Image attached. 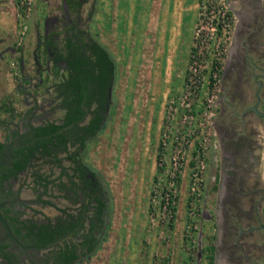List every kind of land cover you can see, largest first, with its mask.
Segmentation results:
<instances>
[{
	"label": "rangeland",
	"instance_id": "374dc122",
	"mask_svg": "<svg viewBox=\"0 0 264 264\" xmlns=\"http://www.w3.org/2000/svg\"><path fill=\"white\" fill-rule=\"evenodd\" d=\"M199 1L197 0L196 10L194 11L195 18L190 28L189 48L184 54H179L171 69H160L156 65L151 66L152 62H135V66L132 64V67H129L128 64L131 63V60L137 58L139 54L132 53L135 51L132 49L133 45H128L124 51L121 49L120 52H117L116 59L113 55L116 71L111 89L112 105L107 115L108 118L101 130L87 140L88 145L83 149L84 161L89 164L90 168L96 172L104 183H107L111 194L115 190L116 194L119 195L118 198L122 206L132 207V205H135L140 212L135 214V212L125 211L121 213V216L125 217L127 215L130 220L134 219L137 222L143 221L145 223L144 236L148 246L145 260L142 261L143 264H172L171 253L173 254V252L176 253V264H209V255L213 254V251L209 250V246L215 241V218L206 215L207 213L213 214L214 209L216 210L214 201L217 197L215 187H211L214 183V164L206 167V162L207 156L213 159L214 162H220V160L226 162L224 160L227 157L226 153L224 150H219L218 139L214 131L212 132V120L218 113V106L216 105L219 102L220 88L226 81H229V76L225 75L223 71L227 64L226 57L229 52L230 39L234 30V22L237 20V14L232 9V0H228L233 22L228 33L221 36L222 39L225 38V50L218 55V59L210 57L203 61L205 64L202 63V68L199 69L201 83L197 86H191L193 90L188 93L190 91L187 88L189 87L188 77L191 73V47L194 41L193 30L199 13ZM57 2L59 0H35L33 13L28 23L30 27L26 30L22 39L27 46H32L35 41L32 31L34 23H39L42 26L44 15L51 10L52 4ZM240 2L242 10L246 4L243 0H240ZM262 5L264 7V1ZM87 7L88 5H85V9ZM7 14L8 19L5 22V29L9 31L1 28L0 35L4 34L3 37L8 36L9 42H12V36L14 38L18 37L20 24L16 20V16L13 23L10 20L13 18L11 17L12 14L10 12ZM33 19L35 22L32 21ZM91 21L92 18L85 26L90 31ZM30 23L32 24L30 25ZM256 36L261 39L263 46L257 47V50H250L247 53L250 59L249 64H244L239 70L244 79L241 82V88L247 94V97L245 103L237 106V112L244 106H252L255 102L257 82L254 76L263 83V87L260 89V99L264 100V52H262L264 34ZM126 49L127 51L131 49L132 52L128 53ZM242 52L243 50L237 51L236 55L242 56ZM27 55L28 58L24 63L23 70L15 63L14 69L18 70L17 75H12L11 72L7 71L4 62L0 61V100L4 94L14 96L17 93L19 84H26V79L24 81L21 79L23 73L26 75L29 72L30 77L37 80L32 69V59L29 53ZM214 55L211 56L214 58ZM121 56L125 59H120ZM210 61L214 62L211 64ZM253 61L256 65L255 68L251 67L254 64ZM43 75L45 74L42 73L39 76ZM53 79H58V76L56 75ZM46 82L37 87L35 98L38 101L35 102L41 104L43 108L42 110L39 107L37 113L43 112L47 108L42 98L45 95L52 96L54 94L52 89L49 88L48 90ZM19 88L23 89L24 87ZM18 92L23 93L20 89H18ZM27 92L26 95L32 97V89H27ZM40 93L45 95L40 97ZM207 98H212L213 105L211 106L213 107L206 109L204 112ZM188 100L190 105L187 107L185 105ZM261 100L257 108L264 110V107L261 106ZM16 107L15 121L20 119L23 109L22 105ZM206 113L210 116L207 117ZM62 114L63 110L57 108L54 113H50V117L59 118ZM187 114H192V119ZM0 115L5 116V113L1 114L0 111ZM238 117L234 118L236 127L242 130L243 134H248L250 138L254 139L251 154L254 157L257 156L259 160L243 184V189L246 192L232 197L238 203V205H232V213L238 214L240 219L236 218L238 231L236 228L229 230L233 232L228 235L224 246L228 247L229 243L235 244L234 241L237 240L240 247L237 244L234 253L239 254L240 264H264V116L249 110L244 115V120H249L248 123H240L241 119ZM188 120H191V127L193 125L197 126L198 122H201L206 125V129L209 127L211 132V144L205 156L203 169L202 196L195 205V212L189 215V165L187 163L176 180L178 201L171 215L159 208V197L157 195L160 185L165 184L168 177H166L168 169H162L158 164L159 156L164 150L162 133L166 128L171 131H175L179 127L187 128L189 126ZM1 138L2 135H0ZM60 156L63 158L65 153L61 151ZM35 162L40 163V167L51 173L52 176L59 172V169L53 167V165H50L51 168L48 170L42 160L38 158L35 159ZM63 162L70 170V161L64 159ZM161 178H163V181ZM121 190L124 193H121ZM120 194L123 196L120 197ZM48 197L52 200L56 199L53 196H46V198ZM34 204L35 208H41L38 202ZM109 209L111 211L112 206ZM45 210L55 213L48 206L45 207ZM38 216L40 215L38 214ZM139 230L141 233L137 235L141 236L143 229ZM240 230L245 231L240 233ZM151 240L159 241L160 245L156 247ZM242 250H245L246 255H240ZM230 261L233 262V260ZM20 264H26V262L22 261Z\"/></svg>",
	"mask_w": 264,
	"mask_h": 264
},
{
	"label": "flooded vegetation",
	"instance_id": "af4514ba",
	"mask_svg": "<svg viewBox=\"0 0 264 264\" xmlns=\"http://www.w3.org/2000/svg\"><path fill=\"white\" fill-rule=\"evenodd\" d=\"M243 1L246 5L241 10L242 1L232 0V9L237 14V20L233 25L234 30L226 57L227 64L223 71L229 76V81H226L220 88L219 102L216 105L218 113L212 120V132L214 131L218 139L219 150H224L229 158H224L226 162L222 160L214 162L207 156L206 162V167L214 164V183L211 187H215L217 197L214 201L216 207L214 215L211 213L206 215L215 218L216 233L213 242L212 264H240L239 254L234 253L235 246L237 247L238 244L237 240L234 241L235 244L229 243L228 247L224 246L228 235L233 232L229 230L236 228L238 231L236 218L239 215L232 213V205H238V203L232 197L246 192L243 184L259 160L257 156L254 157L251 154L254 139L248 134H243L244 132L238 129L234 122V118L239 116L240 123H248L249 120H244V115L249 110L264 116L260 113L264 110L257 108L261 100L260 89L263 83L258 81L256 76H254L257 82L254 104L244 106L239 112L236 110L239 104L246 102L247 97L241 88V82L244 79L239 70L244 64L250 62L247 53L263 46L261 39L256 35L264 34V7L262 5L264 0ZM96 3L97 0H59L52 4L51 12L48 11L44 15L42 26L35 24L32 27L35 41L30 47L23 40L18 42L17 36L14 41L6 42L5 37L0 35V61L4 62L5 69L13 75V65L17 63L23 70L29 53L32 59V69L38 80L30 77L29 72L26 75L23 73L22 79L23 81L26 79V84L21 83L19 87L23 86L25 89L17 87V93L14 96L4 94L0 100L1 114L5 113V116L0 115V135H2L0 139V244H5L0 250V264H5L8 259L10 264L14 262L20 264L22 261L26 264H45L47 257L59 251L65 243L77 246L78 257L91 256L95 252L89 249L92 240L101 241L107 235L111 213L109 208L113 201L112 194L107 183H104L84 161L83 149L88 144L87 141L83 144L80 142L82 131L77 126L62 125L54 131L55 133L62 132L61 137L65 138V142L58 143L60 147L57 144L53 145L50 140L51 134H35V128L39 125L52 120L62 121L59 119L61 116L59 118L50 117V113H54L57 109L55 94L52 96L39 94L40 97L45 95L42 99L47 108L37 113L39 107L43 110L42 105L35 102L38 101L35 98L37 87L47 81L46 87L48 90L52 89L55 82L67 75L65 59L57 57L60 51L61 55L65 51L61 48V44L73 30L81 28L89 33L92 32L85 26L93 16ZM85 5H88L86 9ZM29 27L28 24L27 30ZM242 50V56L236 55L237 51ZM262 52H264V47ZM253 63L251 67L255 68V62ZM42 73L45 75L39 76ZM56 75L58 79H53ZM18 89L23 93H19ZM27 89H32V97L26 95ZM108 99L103 112L104 117L100 122L102 126L108 118L107 115L112 105L111 92L110 95L108 93ZM261 101V106L264 107V100ZM20 105L23 106L22 114L20 119L15 121L16 106ZM87 117L88 115L85 118ZM40 139H45L47 145L54 148V152L43 151V146L39 145L37 149H34L35 152L30 156L31 159L26 166L16 175L13 174L14 162ZM61 151L65 153L63 158L60 156ZM36 158L42 160L48 170L51 168L49 166L53 165L59 169V172L52 176L40 167V163L35 162ZM64 159L70 161V170L65 166ZM46 196H53L56 199L52 200ZM99 199H104L106 203L100 217L98 215ZM37 202L41 208H35L34 203ZM46 206L51 207L55 213L47 212ZM68 220L85 222L84 226L79 227L75 232L74 228L67 227ZM92 222L96 223L93 229L90 227ZM57 224L62 228L61 235H57L43 245H38L36 243L37 233L41 229L45 233L46 227H55ZM30 225H34L32 232L29 231ZM77 228L76 225L75 229ZM55 229L59 228L55 227ZM244 231L240 230V233ZM85 240L86 244H84ZM238 246L240 247L239 244ZM3 251L8 256H4ZM243 254L246 255L245 250H242L240 255Z\"/></svg>",
	"mask_w": 264,
	"mask_h": 264
},
{
	"label": "crops",
	"instance_id": "0c3cea01",
	"mask_svg": "<svg viewBox=\"0 0 264 264\" xmlns=\"http://www.w3.org/2000/svg\"><path fill=\"white\" fill-rule=\"evenodd\" d=\"M196 3L197 0H97L91 31L115 59L117 52L121 49L124 51L128 45H133L134 52L131 49L126 51L139 54L137 58L131 60L129 67H132V64L135 66V62H152L151 66L156 65L160 69L169 70L179 54H184L189 48L190 28L195 18ZM8 12L12 14L13 18L10 20L13 22L15 0H0V29H5ZM4 39L6 42L10 40L8 36ZM12 39L14 41L15 38L12 36ZM120 59L125 58L121 56ZM14 66L15 64L13 72ZM122 192L124 193L123 190ZM112 196L114 200L107 235L91 256L77 257L74 264H143L148 246L144 236L145 223L130 220L127 215L121 216L125 211L135 214L140 212L135 205L122 206L115 190ZM121 196L123 195L120 194ZM139 229H143L141 236L137 235L141 233ZM152 242L156 247L160 245L157 240ZM171 255L172 264H176V253L173 252Z\"/></svg>",
	"mask_w": 264,
	"mask_h": 264
},
{
	"label": "trees",
	"instance_id": "16d2710c",
	"mask_svg": "<svg viewBox=\"0 0 264 264\" xmlns=\"http://www.w3.org/2000/svg\"><path fill=\"white\" fill-rule=\"evenodd\" d=\"M64 41L61 44V48H64L65 51L62 55L60 51L57 57L65 59L67 75L52 86V91L56 95V107L63 110V114L59 118L62 121L52 120L35 128V134L37 135L51 134V142L53 145L57 144L58 147H60L58 143L65 142V138L61 137L62 132L58 131L55 133L54 131L58 130L62 125L79 127V130L82 131L80 135L82 144L101 130L102 125L100 122L104 117L103 112L109 100L108 91L113 86L116 71L115 60L111 52L94 33H89L79 28L71 31ZM87 115L88 117L85 118ZM84 118L86 119L85 121L83 120ZM39 145L43 146V151L54 152V148L48 146L45 139H40L37 144L29 147L28 152L14 162L13 174L16 175L19 170L26 166L31 159L30 156L35 152L34 149H37ZM105 206V200L99 199V217ZM84 222L68 220L66 225L72 229L74 228L76 232L79 227L84 226ZM76 225L77 229H75ZM95 225L96 223L92 222L90 227L93 229ZM33 226H29L30 232L33 231ZM55 227L59 229L56 230ZM55 227H46L45 233L41 229L37 233L36 243L43 245L53 240L57 235H61L62 228L58 224ZM86 240L85 243L83 242L84 244H86ZM100 242V240H92V244L89 246L91 252L97 249ZM4 246L5 244H0V250ZM76 248V245L65 243L59 251L47 257L45 264H74L75 259L79 256ZM209 250L213 251V244H210ZM3 254L8 256L5 251H3ZM212 256L213 254L211 253L209 255V264H212ZM16 263L14 262V264ZM5 264H10V260L8 259Z\"/></svg>",
	"mask_w": 264,
	"mask_h": 264
},
{
	"label": "built area",
	"instance_id": "2783aa9c",
	"mask_svg": "<svg viewBox=\"0 0 264 264\" xmlns=\"http://www.w3.org/2000/svg\"><path fill=\"white\" fill-rule=\"evenodd\" d=\"M35 0H15V16L19 22L18 37L20 42L28 28L29 20L33 13ZM230 11V13H229ZM233 22V15L228 6V0H200L199 13L195 24L193 34L194 41L191 47L190 69L191 73L188 77L190 89L191 86H197L201 83L200 68L203 61L209 59H218V55L225 50V38L222 35L228 33ZM214 55V58L211 56ZM210 55V56H209ZM214 61H210L212 64ZM13 74L17 75L18 70L15 69ZM186 96V95H185ZM187 97V96H186ZM184 101V98H183ZM190 101L185 106H189ZM212 98L206 99L204 112L210 109ZM191 117L192 114H187ZM209 117L210 114L206 113ZM191 120H188L187 128H177L171 131L169 128L162 133L163 151L159 156L158 164L162 169H168L166 173L167 181L160 185L158 190L159 208L163 212H172L177 205V179L182 173L183 168L189 165L188 172V195H189V215L195 212V205L202 196L203 169L205 166V156L211 140V132L209 127L198 122L197 126H190ZM163 181V178H161ZM163 183V182H162Z\"/></svg>",
	"mask_w": 264,
	"mask_h": 264
},
{
	"label": "water",
	"instance_id": "95a60500",
	"mask_svg": "<svg viewBox=\"0 0 264 264\" xmlns=\"http://www.w3.org/2000/svg\"><path fill=\"white\" fill-rule=\"evenodd\" d=\"M110 92H111V87L109 88V95H110ZM260 113H262V114H264V111L263 112H260Z\"/></svg>",
	"mask_w": 264,
	"mask_h": 264
}]
</instances>
